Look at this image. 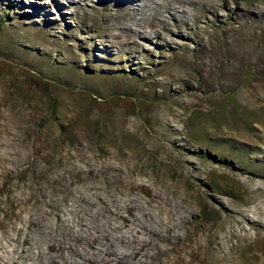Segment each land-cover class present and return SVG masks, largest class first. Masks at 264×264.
<instances>
[{
    "label": "rangeland",
    "instance_id": "1",
    "mask_svg": "<svg viewBox=\"0 0 264 264\" xmlns=\"http://www.w3.org/2000/svg\"><path fill=\"white\" fill-rule=\"evenodd\" d=\"M21 1L0 0V264H75L80 223L123 227L125 203L164 199L203 225L199 264H264V159L247 143L264 136V0H155L121 19L94 0L55 28V6L28 2L29 18ZM170 4L191 38L159 22L173 27ZM226 215L248 239L227 240Z\"/></svg>",
    "mask_w": 264,
    "mask_h": 264
},
{
    "label": "bare ground",
    "instance_id": "2",
    "mask_svg": "<svg viewBox=\"0 0 264 264\" xmlns=\"http://www.w3.org/2000/svg\"><path fill=\"white\" fill-rule=\"evenodd\" d=\"M93 1L74 0L72 2L70 0H47L46 9L51 5L55 6L56 9L55 14L49 11V18L53 20L50 23L52 28L57 26L55 23L57 22L56 16H59L60 20L68 19L67 9L87 6ZM21 2H23L21 6L22 16L24 17L26 15L29 18L33 17L38 19V7H34L32 3H29L28 6L26 5L28 2H33V0H23ZM97 2L98 4L101 2L103 6L110 9L113 16L121 19L127 18L128 16L135 17L137 14L143 15V11L150 8L155 3V0H97ZM189 2L191 6L198 5L194 1ZM206 2H208L207 5L210 4V0H206ZM167 7L165 12L173 20V27L175 29L170 27L168 21L158 18L159 22L165 23V26H163L165 31L175 36L183 34L187 38H191L181 31L178 23V13L175 11V7L171 4L167 5ZM206 11L211 12L210 8L206 9ZM181 14L187 15L188 12L182 9ZM136 23L134 21V32H140L138 28L142 29L143 26ZM133 29L132 27H125L120 30L123 32L131 31L132 33ZM142 38L144 39L146 36ZM193 40L195 41V39ZM130 42L133 46H138L139 43L136 40H130ZM206 48L203 46V49L202 47L200 49L209 57L211 52L209 49L206 51ZM257 136L262 146L251 144L248 140L247 143L252 146L254 153H262L264 159V136ZM183 205L188 206L189 204H183V201L173 204L172 201L164 199L160 212L154 213L150 212L146 206H143L141 209L140 207L136 208L132 201H128L122 207L126 209L129 217L121 218L118 210L122 207L116 206L113 210H110L107 204L103 203V209L110 215L120 217L124 222V226L112 225L110 219L105 218L103 222H99L100 224L97 225L96 230L92 232L89 220L85 223H80L79 227L82 234L78 236V240L87 245V250H73L77 256L75 264H199L203 251V247L200 244L201 236L199 232L204 231V227L203 225H196L195 227L191 225L194 213H189L190 217H187V210ZM222 208L225 210L224 206ZM232 213L241 218L245 217L241 212L234 211ZM160 215H163V218ZM96 217V215L90 216L93 221H96ZM225 219L227 221L228 231L227 240L229 239V235L238 236V233L241 231H244L243 237L245 239L249 238L248 229H243L240 224H234L229 220L227 215ZM259 228L264 229V225H261ZM123 229H125L124 232L122 231ZM220 252L222 253L220 261L222 262L225 260L227 253L224 248Z\"/></svg>",
    "mask_w": 264,
    "mask_h": 264
}]
</instances>
